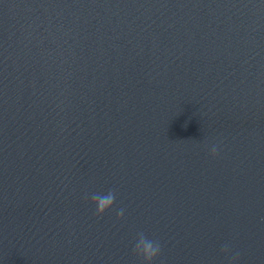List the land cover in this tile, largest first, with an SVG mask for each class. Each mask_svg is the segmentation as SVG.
Here are the masks:
<instances>
[{
    "label": "water",
    "instance_id": "water-1",
    "mask_svg": "<svg viewBox=\"0 0 264 264\" xmlns=\"http://www.w3.org/2000/svg\"><path fill=\"white\" fill-rule=\"evenodd\" d=\"M141 238L264 264V0H0V264H149Z\"/></svg>",
    "mask_w": 264,
    "mask_h": 264
},
{
    "label": "clouds",
    "instance_id": "clouds-1",
    "mask_svg": "<svg viewBox=\"0 0 264 264\" xmlns=\"http://www.w3.org/2000/svg\"><path fill=\"white\" fill-rule=\"evenodd\" d=\"M212 154L216 152V147L213 145L211 149ZM115 200L113 193L98 194L91 197L92 203L95 205L97 214H103L106 210L112 208ZM123 214V209L120 210L119 215ZM137 252L143 256L145 261L150 262L158 255L159 246L155 245L152 240L141 238L136 247Z\"/></svg>",
    "mask_w": 264,
    "mask_h": 264
}]
</instances>
